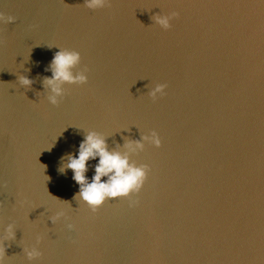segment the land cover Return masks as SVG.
<instances>
[{"label": "water", "instance_id": "1", "mask_svg": "<svg viewBox=\"0 0 264 264\" xmlns=\"http://www.w3.org/2000/svg\"><path fill=\"white\" fill-rule=\"evenodd\" d=\"M260 3L109 0L91 11L84 0H0L14 17L0 24V237L15 233L3 264H264ZM173 12L169 30L154 23ZM59 49L80 54L73 72L87 69V83L65 85L53 106L43 81ZM89 131L122 153L158 135L159 148L128 153L149 169L135 207L117 199L93 213L72 172L59 173Z\"/></svg>", "mask_w": 264, "mask_h": 264}, {"label": "clouds", "instance_id": "2", "mask_svg": "<svg viewBox=\"0 0 264 264\" xmlns=\"http://www.w3.org/2000/svg\"><path fill=\"white\" fill-rule=\"evenodd\" d=\"M84 7L88 10L96 11L109 7V0H84ZM177 16L173 12L170 15L153 16L154 23L162 30L170 29V21ZM14 22V17L0 14V24H10ZM81 57L76 51L59 49L49 65L50 77L43 81L44 87L48 91L47 102L56 106L60 103L61 98L65 95V85L82 86L87 83L86 71L74 73L73 69L80 64ZM18 83L29 88L32 81L26 77H20ZM166 85L160 84L155 86L149 93V97L155 101L158 96L164 94ZM145 144H150L156 148L161 146V141L155 132L141 137L140 141L130 142L124 145L126 152L110 151L106 143V137L100 133L89 131L83 137L79 145L77 154L73 156L68 154L67 157H61L62 163L58 168L60 174L66 171L72 172V179L79 186L75 199L81 205L86 206L91 212H95L106 201L117 199H129L138 194L146 179L149 169L146 165L137 166L136 163L130 162L128 153L142 151ZM96 160L94 175L89 178L88 162ZM137 200L129 199V207H135ZM65 216L64 211H59L53 215L50 220L53 224ZM69 224V230L72 229ZM14 231L11 226L5 229V234L0 237V264H3L5 255L4 242L14 239ZM37 243H40V237H37ZM25 254L29 261L39 256L35 248H25Z\"/></svg>", "mask_w": 264, "mask_h": 264}, {"label": "snow or ice", "instance_id": "3", "mask_svg": "<svg viewBox=\"0 0 264 264\" xmlns=\"http://www.w3.org/2000/svg\"><path fill=\"white\" fill-rule=\"evenodd\" d=\"M260 7H261V8H264V0H261ZM109 202H112V201H109ZM97 210H98V209H97ZM97 210H96V211H97Z\"/></svg>", "mask_w": 264, "mask_h": 264}]
</instances>
